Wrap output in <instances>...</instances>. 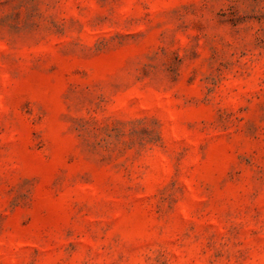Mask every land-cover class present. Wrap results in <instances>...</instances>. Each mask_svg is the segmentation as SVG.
Returning <instances> with one entry per match:
<instances>
[{
  "label": "rangeland",
  "instance_id": "374dc122",
  "mask_svg": "<svg viewBox=\"0 0 264 264\" xmlns=\"http://www.w3.org/2000/svg\"><path fill=\"white\" fill-rule=\"evenodd\" d=\"M0 264H264V0H0Z\"/></svg>",
  "mask_w": 264,
  "mask_h": 264
}]
</instances>
